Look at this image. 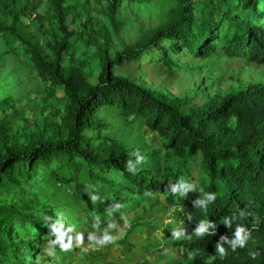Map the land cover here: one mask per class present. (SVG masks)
<instances>
[{
    "label": "trees",
    "instance_id": "obj_1",
    "mask_svg": "<svg viewBox=\"0 0 264 264\" xmlns=\"http://www.w3.org/2000/svg\"><path fill=\"white\" fill-rule=\"evenodd\" d=\"M45 1L41 15L32 0H0V65L20 51L49 101L28 115L0 100V264H63L46 243L64 251L71 228L138 209L144 230L166 215L180 224L164 248L181 264H264V82L195 105L196 93L173 98L115 71L144 60L174 81L202 62L264 66V0H171L121 48L122 0ZM135 123L164 157L124 138Z\"/></svg>",
    "mask_w": 264,
    "mask_h": 264
},
{
    "label": "rangeland",
    "instance_id": "obj_2",
    "mask_svg": "<svg viewBox=\"0 0 264 264\" xmlns=\"http://www.w3.org/2000/svg\"><path fill=\"white\" fill-rule=\"evenodd\" d=\"M31 5L36 8L35 12L41 15L47 11L45 0H32ZM172 5L171 0H122L117 7L120 30L118 36H113L115 46L121 48L123 44L136 43L141 34H147L164 20ZM31 31L34 32L35 29L31 28ZM24 63L20 51L17 56L8 54L5 62L1 63L0 100L12 98L17 102L16 107L25 109L28 115H33L40 111L43 101H48V98L42 83ZM198 65L202 67L199 76H182L174 81H165V76L148 66L144 60L139 65H123L115 71L137 80L140 85L166 93L173 98H190L196 93L195 105L203 104V100L199 98L200 94L212 96L231 88L237 89L239 84L264 82V66L248 64L242 60H214ZM57 95H61L59 91ZM129 127L131 130L125 131L127 133L124 138L130 140L131 145L136 144L148 152H155L159 159L164 157L165 150L155 133H151L147 128H139L136 123L129 124ZM196 177L197 173L194 171V178ZM139 211L140 209L129 211L125 216L97 224V231L81 228L80 225L78 228H71L69 248L60 251L58 247L46 243L45 252L52 257L51 261L55 259L63 264H181V251L176 248H164L168 241L183 237L184 232L180 229V224L172 225L166 215L157 232L144 230L143 226L139 225ZM92 223L96 224V221ZM105 236L112 237L111 241L102 243Z\"/></svg>",
    "mask_w": 264,
    "mask_h": 264
},
{
    "label": "clouds",
    "instance_id": "obj_3",
    "mask_svg": "<svg viewBox=\"0 0 264 264\" xmlns=\"http://www.w3.org/2000/svg\"><path fill=\"white\" fill-rule=\"evenodd\" d=\"M243 231H244L243 228H239V229L237 230V237L240 238V240H241V244H243V237H241V233H242ZM174 236H175V234H174ZM111 239H112V237H110V236H105L104 239H103V241H101V242H102V243H107V242L111 241ZM220 251L223 252V249H220Z\"/></svg>",
    "mask_w": 264,
    "mask_h": 264
}]
</instances>
